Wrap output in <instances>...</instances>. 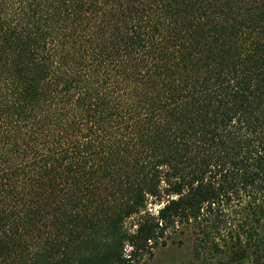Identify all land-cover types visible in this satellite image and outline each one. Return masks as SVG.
I'll use <instances>...</instances> for the list:
<instances>
[{
	"label": "trees",
	"instance_id": "obj_1",
	"mask_svg": "<svg viewBox=\"0 0 264 264\" xmlns=\"http://www.w3.org/2000/svg\"><path fill=\"white\" fill-rule=\"evenodd\" d=\"M263 229L264 0H0V264L188 230L229 264Z\"/></svg>",
	"mask_w": 264,
	"mask_h": 264
},
{
	"label": "rangeland",
	"instance_id": "obj_2",
	"mask_svg": "<svg viewBox=\"0 0 264 264\" xmlns=\"http://www.w3.org/2000/svg\"><path fill=\"white\" fill-rule=\"evenodd\" d=\"M161 206L158 205L154 199L149 200L146 208V212H149L151 214H156V211ZM139 216H135L131 219H128L125 223L126 228L129 230H134L133 224L137 221ZM223 225H221L222 227ZM225 229V226L220 228V232L223 236H227V232L229 228ZM237 229V228H234ZM232 229V230H234ZM194 231L188 230V232H184L182 236L173 235L170 237H166L165 241L166 244L162 245L159 244L154 249H152L151 255H145L138 264H219L218 262H223L220 260L212 261V262H203V261H196L193 257L192 248H193V237ZM262 236H264V229L260 233ZM229 240V239H227ZM264 240V239H263ZM179 241L182 242V244H179ZM248 247H245V249H242V252L240 254V258L237 260H232L229 262V264H264V241L263 245L261 247V250H259L257 253H255L253 250L246 249Z\"/></svg>",
	"mask_w": 264,
	"mask_h": 264
}]
</instances>
